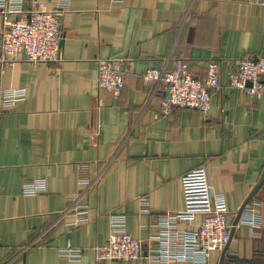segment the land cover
Masks as SVG:
<instances>
[{
    "label": "crops",
    "instance_id": "0c3cea01",
    "mask_svg": "<svg viewBox=\"0 0 264 264\" xmlns=\"http://www.w3.org/2000/svg\"><path fill=\"white\" fill-rule=\"evenodd\" d=\"M24 1L28 10L33 0ZM37 1L53 10L57 0ZM61 29L58 61L29 63L21 54L0 64V90H25L0 111V264H94L110 213L153 246L156 218L183 211L181 177L198 167L210 192L224 197L231 225L264 169V91L250 98L228 79L242 59L264 58V8L248 0H70ZM97 59L118 63L119 97L98 90ZM176 59L199 78L209 61L220 66L208 112L164 115L160 85H143L145 71L170 70ZM35 180L45 181V193L24 194ZM76 200L87 213L74 225ZM248 208L264 221V183ZM67 245L82 250L79 261L59 255ZM225 257L264 264V229L251 237L237 225ZM219 259L213 252L208 264Z\"/></svg>",
    "mask_w": 264,
    "mask_h": 264
},
{
    "label": "built area",
    "instance_id": "2783aa9c",
    "mask_svg": "<svg viewBox=\"0 0 264 264\" xmlns=\"http://www.w3.org/2000/svg\"><path fill=\"white\" fill-rule=\"evenodd\" d=\"M122 3L123 0H111ZM70 0H57L53 10L44 3L33 0L25 10L24 0H0V64L8 65L21 54L29 63H49L60 59L61 18L67 12ZM264 8V0H248ZM96 84L99 91L113 98L119 97L124 87V75L118 63L97 59ZM145 87L160 85L163 96L161 113L168 115L173 109H190L206 113L211 108V95L220 89V66L209 61L204 78L193 75L188 62L176 59L170 70H147L142 75ZM228 86L254 97L264 91V58L256 61L242 59L237 70L229 75ZM25 95L24 89L0 90V111L11 108ZM81 186L89 187L90 181L79 178ZM184 209L173 215L156 218L158 233L149 237L155 245L146 247L142 241L126 232V219L117 213L108 214V235L105 243L94 248V264L117 261L130 263L144 260L145 264H208L213 252L221 253L229 242L231 225L227 222L228 210L221 194L211 193L205 167H198L181 177ZM24 194L45 193V181L35 180L23 184ZM142 214H148V204L142 203ZM77 223L86 221L87 206L74 203ZM197 216V227L178 229L179 222L190 223ZM238 225L248 228L251 237L260 235L264 221L248 205ZM82 250L67 245L59 255L77 262Z\"/></svg>",
    "mask_w": 264,
    "mask_h": 264
},
{
    "label": "water",
    "instance_id": "95a60500",
    "mask_svg": "<svg viewBox=\"0 0 264 264\" xmlns=\"http://www.w3.org/2000/svg\"><path fill=\"white\" fill-rule=\"evenodd\" d=\"M62 42V40H61ZM60 47H61V43H60ZM255 61L257 59H254ZM264 183V169L256 183V185L254 186V188L251 190V192L249 193V195L247 196V198L245 199V201L242 203V205L240 206V208L238 209L236 216L231 224V229H230V234H229V242L233 237L235 228L237 227L239 220L242 216V213L245 209V207L252 201V199L255 197V195L258 193L259 189L261 188L262 184ZM228 244L225 246V248L223 249V251L220 253V259H219V264H223L224 259H225V255L227 253L228 250Z\"/></svg>",
    "mask_w": 264,
    "mask_h": 264
},
{
    "label": "trees",
    "instance_id": "16d2710c",
    "mask_svg": "<svg viewBox=\"0 0 264 264\" xmlns=\"http://www.w3.org/2000/svg\"><path fill=\"white\" fill-rule=\"evenodd\" d=\"M225 263H229V264H243V262H239L237 260H234V259H231V258H228V257H225L224 259Z\"/></svg>",
    "mask_w": 264,
    "mask_h": 264
}]
</instances>
